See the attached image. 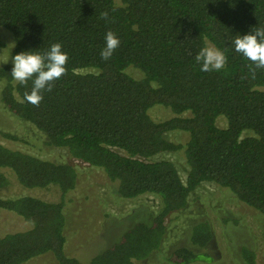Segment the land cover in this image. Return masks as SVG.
Wrapping results in <instances>:
<instances>
[{"label":"trees","instance_id":"trees-1","mask_svg":"<svg viewBox=\"0 0 264 264\" xmlns=\"http://www.w3.org/2000/svg\"><path fill=\"white\" fill-rule=\"evenodd\" d=\"M0 27L13 37L12 58L23 51L46 52L56 42L69 56L67 74L43 92L39 106L24 100L33 80L19 84L11 76L13 65L0 63L3 106L40 131L47 146L100 168L120 197L160 198L156 210L135 219L83 263L64 251L66 195L78 183L73 163L0 142V191L10 185L11 174L20 187L59 192L57 200L0 195V209L30 224L0 235V264H22L46 252L55 264H137L160 246L170 214L184 208L205 181L229 189L264 216V69L252 79L251 62L233 43L264 27V0H0ZM109 30L120 46L105 61L100 52ZM209 43L228 58L219 72H203L195 61ZM153 105L173 115L155 120L149 113ZM219 117L225 126L217 124ZM172 130L186 131V142L167 139ZM2 136L18 139L8 132ZM179 150L187 166L184 179L171 160L153 158ZM211 236L207 220L194 223L192 247L172 249L167 261L187 264L207 257L193 246L205 247ZM240 259L259 264L246 245Z\"/></svg>","mask_w":264,"mask_h":264},{"label":"rangeland","instance_id":"rangeland-1","mask_svg":"<svg viewBox=\"0 0 264 264\" xmlns=\"http://www.w3.org/2000/svg\"><path fill=\"white\" fill-rule=\"evenodd\" d=\"M208 46L213 45L209 43ZM12 47L11 33L0 27V63H5L8 59L6 63L13 65ZM128 72L136 77L141 75L134 68H128ZM149 113L155 120L173 115L162 105H153ZM217 124L225 126V119L219 117ZM2 132L13 134L18 139L5 138ZM165 137L183 143L188 139V133L172 130ZM44 141V135L40 131L13 115L0 102L1 143L53 161L71 162L78 172V183L66 195L64 207L67 222L64 251L67 255L87 263L92 255L114 242L135 219L158 208L160 198L157 195L143 194L134 198H122L115 192L114 183L100 168L73 159L64 149L47 146ZM183 151L162 152L153 158L171 160L184 179L187 166ZM9 179L11 183L0 191L1 196L34 195L53 200L59 198L55 187L25 188L18 185L13 175L9 174ZM201 220L210 223L212 236L205 247L193 248L208 256L187 264H242L240 249L243 245L253 248L258 263L264 264V216L238 201L229 189L209 181L202 182L191 192L184 208L170 214L160 246L136 263L172 264L167 261L166 256L178 246H191L189 232L192 225ZM29 227L30 224L18 214L0 209V235ZM22 264H55V260L50 252H46Z\"/></svg>","mask_w":264,"mask_h":264},{"label":"clouds","instance_id":"clouds-1","mask_svg":"<svg viewBox=\"0 0 264 264\" xmlns=\"http://www.w3.org/2000/svg\"><path fill=\"white\" fill-rule=\"evenodd\" d=\"M101 18L107 21L108 13H101ZM105 41L106 45L100 55L107 61L120 46V39L109 30ZM233 43L235 51L251 62L249 73L251 78L255 79L257 70L264 69V27H255L249 34L236 36ZM227 59L225 51L215 46H205L195 56V61L201 65L203 72H219L226 67ZM12 60L14 66L11 76L16 82L27 85L29 80H33V87L30 92L24 94V100L39 106L43 100V92H51L54 82L67 74L69 56L62 50V44L56 42L46 52L23 51L16 54Z\"/></svg>","mask_w":264,"mask_h":264}]
</instances>
